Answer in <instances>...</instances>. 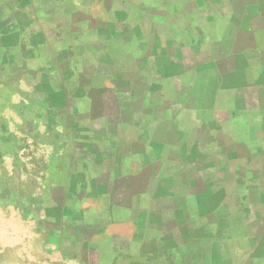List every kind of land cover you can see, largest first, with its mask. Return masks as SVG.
I'll list each match as a JSON object with an SVG mask.
<instances>
[{
	"label": "rangeland",
	"instance_id": "374dc122",
	"mask_svg": "<svg viewBox=\"0 0 264 264\" xmlns=\"http://www.w3.org/2000/svg\"><path fill=\"white\" fill-rule=\"evenodd\" d=\"M114 5L64 0L61 9L105 18ZM139 5H121L131 10L123 38L143 42L137 59L124 56L118 30L98 39L82 32L78 19L77 30L69 31L73 16L64 11L46 19L59 28L43 32L51 53L58 40L72 42V68L91 76L85 95L75 94L82 109L76 125L88 124V135L76 130V146L85 153L75 171V184L83 189L77 209L106 221L93 241L111 250L91 251V261L264 264V0H152L145 5H152V22L140 17ZM150 23L157 27L158 51L151 61L145 48ZM223 35L227 41L220 42ZM234 36L236 47L229 41ZM223 53L232 54L221 58ZM37 76L19 75L8 85L0 77V116L14 134L13 146L0 157V173L11 175V188L22 187L20 201L30 204L29 214L46 204L50 212L58 208L52 195L47 202L35 198L56 181L53 167L67 179L63 165H52L50 157L70 147L62 117L47 130L36 121L23 132L25 106L31 115L42 103L22 94L33 93ZM60 98L43 101L59 105ZM88 166L95 176L107 172L102 186L84 176ZM116 173L119 199L108 213L104 195ZM18 204L4 206L5 214H22Z\"/></svg>",
	"mask_w": 264,
	"mask_h": 264
},
{
	"label": "crops",
	"instance_id": "0c3cea01",
	"mask_svg": "<svg viewBox=\"0 0 264 264\" xmlns=\"http://www.w3.org/2000/svg\"><path fill=\"white\" fill-rule=\"evenodd\" d=\"M82 1L86 6L94 2L108 3L111 1L115 5L111 7V10L106 11L105 18H101L94 17L87 11L82 12L81 15L73 11L66 12L61 9L64 0H0V57L3 59L0 61L2 63L0 77L7 82V85L19 75H28L33 78V75L38 74L37 77L41 80L36 83L32 94L29 92L22 93L23 96L34 94L37 96L35 98L42 102L41 105L36 107L35 111H32L31 115H29L30 105L25 106L27 113L25 116H21V118H25L23 132L29 133L30 127H33L36 121L43 124L47 130L55 122V119L62 117L70 142V147L65 152L50 157L51 160H55V164L52 165H57V161L63 165V171H67V179L56 167H53L56 181L51 185L45 184L44 187H47L44 189L47 194L43 195L42 198H35L39 202L42 200L47 202L50 199L48 195L54 196L58 208L51 209V212L46 204V209H39V212L35 211L33 214H29L32 211L29 207L30 204L26 205V203L20 201H24L22 198L23 193L20 192L22 187L14 189L15 186H13L11 188L9 183L11 175L4 172L0 173V264H93L91 251H107V249L111 251L110 247L105 250L102 245L99 246L102 249H99L93 241L96 235L101 234L102 225L106 221L102 222L99 218L87 217L85 214L83 215V210L77 209L78 202L83 198L81 194L83 189H79V185L75 184V171L78 168V162L83 160L85 153L81 152L76 146L79 139L76 132L78 126L74 116L77 115L78 110L82 109H78L77 104L79 105V103H77L75 94L78 96L79 92V94L85 95L82 90L87 89V86L91 84L89 82L91 76L86 75L85 72L77 73L72 68L71 62L75 52V46L72 42L64 44L62 40H58L57 51L54 50L56 52L51 53L49 46L51 42L46 40L43 32L51 28L55 32V27L59 28L56 20H48L51 24L47 25L45 24L46 19L49 16L60 15V12L64 11L66 14L69 13L70 17L73 16L69 24V31L75 32L77 30L79 27L78 19L82 21L83 25L81 26L85 28H80V30L82 32L84 30L88 34L94 33L98 39L104 36L106 39L118 30L120 45L125 49L124 56L132 54L134 59H137L138 54L142 51L143 46L141 44L143 42L137 40L127 41L123 38L125 29H122V27H131L126 22V17L131 10L121 7L122 2L125 0ZM147 1L152 2V0H140L139 15L142 19L148 15L149 21L152 22L150 19L152 17L150 6L152 5L146 8ZM87 22L89 24H86ZM149 26L148 33L145 31L148 36V39L145 40L147 44L145 48L147 49L148 60L151 61V58L154 57L153 52H158L155 51L157 47V27L153 26L152 23ZM219 41L227 40L223 35ZM229 41H235L234 46H238L236 45L238 41L235 36ZM101 44L103 48L106 45V43H99L98 45ZM161 44L162 47L166 46L163 42ZM127 48H130L128 52ZM231 54L223 53L219 56L225 58ZM17 60L20 61V67L15 66ZM78 77L80 80H77ZM123 78L126 79V75ZM128 78L132 77L128 76ZM48 95L61 97L60 100H63V103L58 105L52 100L43 101L44 97ZM86 105L87 103L83 104V107ZM85 111L89 113L92 110L86 106ZM82 127L87 130L88 124L85 123ZM51 137L56 138L55 136ZM13 138V131L0 116V157L7 153L8 145L13 146ZM4 146L5 150H3ZM0 160L2 159L0 158ZM2 162L3 160L0 161V165ZM87 169L88 171H84L83 168V171L81 170L87 180H93L95 185L102 186L103 178L106 179L104 174L107 172L102 171L99 176H95L89 166ZM119 180H121V176L117 173L108 177V188L104 195L105 209L108 210V213L109 209L115 207L114 203L117 198L119 199L118 195L117 198L115 197L116 186L120 184ZM17 201L19 202L17 206L23 213L11 209V215L5 214L7 207L4 206L10 202L17 203ZM104 212L106 213V210ZM107 218L110 217L107 216Z\"/></svg>",
	"mask_w": 264,
	"mask_h": 264
},
{
	"label": "trees",
	"instance_id": "16d2710c",
	"mask_svg": "<svg viewBox=\"0 0 264 264\" xmlns=\"http://www.w3.org/2000/svg\"><path fill=\"white\" fill-rule=\"evenodd\" d=\"M78 128L80 129L79 132H80L82 135H83V134L88 135V131H87L86 129H84L83 127H80V126H79ZM80 133H79V134H80ZM86 135H85V136H86Z\"/></svg>",
	"mask_w": 264,
	"mask_h": 264
}]
</instances>
